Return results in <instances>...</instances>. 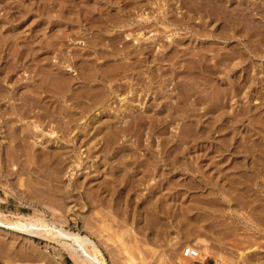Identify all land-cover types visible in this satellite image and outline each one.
<instances>
[{
	"label": "rangeland",
	"instance_id": "374dc122",
	"mask_svg": "<svg viewBox=\"0 0 264 264\" xmlns=\"http://www.w3.org/2000/svg\"><path fill=\"white\" fill-rule=\"evenodd\" d=\"M0 80V212L106 264H264V0H0ZM39 263L78 264L0 227Z\"/></svg>",
	"mask_w": 264,
	"mask_h": 264
},
{
	"label": "bare ground",
	"instance_id": "6f19581e",
	"mask_svg": "<svg viewBox=\"0 0 264 264\" xmlns=\"http://www.w3.org/2000/svg\"><path fill=\"white\" fill-rule=\"evenodd\" d=\"M9 77H10V75L8 76V78ZM1 86H0V88H1ZM3 87H4V89L6 88L5 86H3ZM17 107L19 109L22 106L19 105ZM15 109H17L16 106H15ZM2 115H3V113H0V118L2 117ZM92 127H93V125H92ZM22 147H24V145H22ZM14 153H15V151H14ZM6 155L8 157L10 154L6 151ZM10 158H11V156H10ZM262 174L264 176V169L262 171ZM19 217H17L16 219L15 218L14 219L9 218L8 215L0 212V227H2L3 229L5 228V229H11L14 231L25 232L27 234H30L32 236H37L39 238L45 237L46 239H48L52 242H55L56 244H59L62 247V249H64L74 259V261L78 264H81L82 261H85L88 264H106V262H105L103 256L101 255L96 243L93 240H91L87 235H82L81 233L73 232V231H70L68 229H64L63 226H61V225L56 226L55 224H53L54 222H52V224L50 225L49 223H47L42 218L35 217V215L32 217H29V219L27 218L28 220L26 219L24 221H22V218L19 219ZM242 255H243V253H242ZM201 258L204 259V257L200 256V259Z\"/></svg>",
	"mask_w": 264,
	"mask_h": 264
},
{
	"label": "built area",
	"instance_id": "2783aa9c",
	"mask_svg": "<svg viewBox=\"0 0 264 264\" xmlns=\"http://www.w3.org/2000/svg\"><path fill=\"white\" fill-rule=\"evenodd\" d=\"M182 257V259H184L186 262L183 264H203L199 263L197 258L199 256L198 250L196 249V247L194 246H182L180 253H179Z\"/></svg>",
	"mask_w": 264,
	"mask_h": 264
}]
</instances>
